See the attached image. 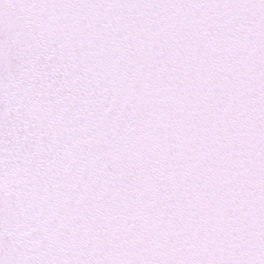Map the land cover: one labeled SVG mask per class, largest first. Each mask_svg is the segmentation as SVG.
<instances>
[{"label": "snow or ice", "instance_id": "1", "mask_svg": "<svg viewBox=\"0 0 264 264\" xmlns=\"http://www.w3.org/2000/svg\"><path fill=\"white\" fill-rule=\"evenodd\" d=\"M0 264H264V0H0Z\"/></svg>", "mask_w": 264, "mask_h": 264}]
</instances>
